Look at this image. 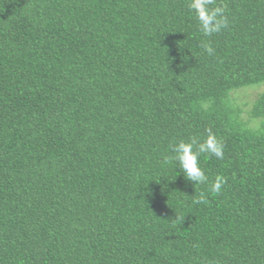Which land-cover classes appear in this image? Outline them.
<instances>
[{
  "label": "trees",
  "instance_id": "16d2710c",
  "mask_svg": "<svg viewBox=\"0 0 264 264\" xmlns=\"http://www.w3.org/2000/svg\"><path fill=\"white\" fill-rule=\"evenodd\" d=\"M188 2L0 0V264H264V0Z\"/></svg>",
  "mask_w": 264,
  "mask_h": 264
},
{
  "label": "clouds",
  "instance_id": "9594fccd",
  "mask_svg": "<svg viewBox=\"0 0 264 264\" xmlns=\"http://www.w3.org/2000/svg\"><path fill=\"white\" fill-rule=\"evenodd\" d=\"M188 9L195 15L199 30L205 37H211L229 26L224 8L216 6L215 0H189ZM202 47L208 55H214L215 50L211 44H204ZM207 131L208 135L203 142H199L196 139H191L189 142L181 140L171 147L173 155L163 158V164L165 165L176 162L185 179L192 182L195 186L208 183V176L199 163L201 155L206 154V158L214 156L219 160L224 158V145L212 133L211 129ZM225 183L226 181L223 177L217 176L211 183L209 191L212 194H220ZM207 202V195L204 192H201L198 197L193 199L194 204Z\"/></svg>",
  "mask_w": 264,
  "mask_h": 264
},
{
  "label": "rangeland",
  "instance_id": "374dc122",
  "mask_svg": "<svg viewBox=\"0 0 264 264\" xmlns=\"http://www.w3.org/2000/svg\"><path fill=\"white\" fill-rule=\"evenodd\" d=\"M264 89V86L259 87L257 89H248L244 91V94H246V99L243 100V102H247L248 105H245V107H242L243 110H247L250 107V102L253 101L259 93Z\"/></svg>",
  "mask_w": 264,
  "mask_h": 264
}]
</instances>
